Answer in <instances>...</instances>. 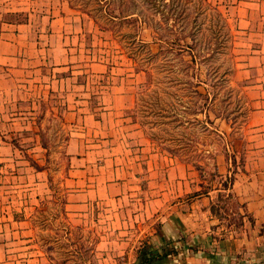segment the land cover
<instances>
[{"label":"rangeland","instance_id":"374dc122","mask_svg":"<svg viewBox=\"0 0 264 264\" xmlns=\"http://www.w3.org/2000/svg\"><path fill=\"white\" fill-rule=\"evenodd\" d=\"M19 1L24 11L9 18H32V37L44 34L38 45L51 47L57 64L0 98L7 142L0 139V264L5 254L15 264H135L141 255H211L225 244L239 256L248 251L264 225L249 218L233 188L228 196L231 173H241L257 149L249 142L252 84L238 69L249 41L232 26L227 6L243 0H103L133 13V23L104 12L92 17L68 0ZM49 16L58 19L50 39L38 31ZM185 34L195 35L193 53L201 54L192 66V54L180 53ZM192 108L203 113L190 115ZM163 110L202 121L209 114L221 137L206 136L197 121L179 125ZM173 136L199 141L215 160L174 154ZM128 156L133 181L119 194L116 167ZM215 163L222 175H213ZM194 209L187 231L180 216ZM175 216L182 226L170 239L161 222Z\"/></svg>","mask_w":264,"mask_h":264},{"label":"crops","instance_id":"0c3cea01","mask_svg":"<svg viewBox=\"0 0 264 264\" xmlns=\"http://www.w3.org/2000/svg\"><path fill=\"white\" fill-rule=\"evenodd\" d=\"M22 3L24 2L19 0H0V98L10 92L11 87L13 92H20L19 87L23 81H26L27 75L32 76L35 73L45 76L46 73L56 69L52 66L54 64L56 66L57 63H53L50 59L52 48L42 46V42L38 45L37 39L44 34L32 37V30H35L32 28V18L25 21L9 18L12 13L18 14L24 11L23 7L19 6ZM227 6L231 12L230 15H232L230 17L232 26L249 41V50H247V54L240 56L241 63L238 69L243 77L248 79V83L252 84L253 106L250 110L248 126L250 132L254 133L250 136L249 142L257 148L256 150L251 148L252 151L246 155L245 167L236 176L233 191L244 204V209L252 215L256 224L262 226L264 225V153L258 147L264 146V83H261L264 81V0H243L237 5ZM57 22V18L49 16L47 25L43 26L41 30L38 28V31L46 32L50 39L56 36ZM33 40H37V45H33ZM64 63H68V61L61 63L60 66L65 67ZM122 99H124V95L120 96L121 101ZM0 139L7 143L2 136ZM128 158L127 160L123 159L119 163L120 166L116 167L119 176L114 188L119 189L117 192L119 194L127 192V184L133 181V162L129 156ZM110 188H106V190L109 191ZM190 191L191 189L185 190V192ZM204 198L206 197L202 198L203 201ZM200 200L201 198L197 201ZM195 214L198 215L196 209L183 217L180 216L181 221H184L183 228L187 227L188 229L189 225H192V219H196ZM174 218L176 222L173 221ZM13 219L15 218H10V220ZM169 221L175 224V232H180L179 226H182L180 219L175 216ZM16 222L25 223L27 225L25 227H29L27 219L16 220ZM193 236L194 234L191 233V237ZM252 241L253 246L249 247L248 251H244L241 256L238 255L239 250L236 249V251L235 246L230 249L229 244H225L220 252L211 255L208 253L191 254L184 259L173 257L176 260L174 264H264V231L260 232L259 229V233ZM5 256L9 258L6 259V264H15L14 261H11V255L5 254Z\"/></svg>","mask_w":264,"mask_h":264},{"label":"trees","instance_id":"16d2710c","mask_svg":"<svg viewBox=\"0 0 264 264\" xmlns=\"http://www.w3.org/2000/svg\"><path fill=\"white\" fill-rule=\"evenodd\" d=\"M68 1H70V3L73 4L74 8L77 7V9H81L84 13L91 14L92 17H96V14L102 15V13L104 12V13H107V15H109V17L112 18L114 21L121 20L120 22H128V23H133V21H134L133 18H132L133 17V13H126L124 8L122 6H120V5L116 6L115 2H113V4H112L110 2L105 3L103 0H91V1H96V2L99 3L98 8H96V11H94V10H91V9L87 8L84 5H81V6L75 5L74 4V0H68ZM116 10H118L119 13L114 15ZM114 23H116V22H114ZM102 27H103V30L104 29H108L106 27V25H102ZM188 37H191V42H187L186 41V39ZM179 40L180 41H184V43L182 45L183 47H182V50L180 51V53L186 51V52H189L190 54H192V58H191L190 62H188V63L191 66L194 65V62L196 61V58L198 57V55L201 56V54L193 53V49L196 47L195 35L194 34H185V35L180 36ZM141 43H144L146 46H148L147 42H141ZM171 49H173V48H171ZM148 50L150 51L151 49H148ZM209 52H210V55L206 56V57L211 58L213 56V53L215 52V50L211 49V51H209ZM186 61H188V60H186ZM197 95L202 97V98H205L207 100L210 99L209 94H207V93L197 92ZM192 109L193 110H191L192 112L190 113V115L197 116V115L203 113V109L202 108L201 109L192 108ZM161 115L164 116V117L171 118L173 121H177L179 123V125H185L186 128H188L187 125H189V124L190 125H195L196 124L195 122L197 121V123L201 124L202 133H204L206 136L217 134V136L221 137V135L218 134L217 129L212 127V126H210L208 124V122L214 123L213 119H211L209 114L205 115L206 121H204V120L203 121L202 120H196V119L192 120V118H189L187 116H184L182 118L180 114L175 113L174 111H168V110H163ZM169 140H176L178 142L177 144H175V146L172 143L169 144V150H171V152H173L176 155H180L181 154V156H183V155L186 156L187 158H184V159L190 160L191 158H194V157H202V158H205L206 160H210V159L211 160H215V158H216V152H214L210 148H205L206 147L205 145H203L204 147H200L199 146V144H200L199 141H193V140H190L189 138H186V137H182V138L174 137V138H170ZM233 162L236 163V160L234 159ZM235 174H236V172L235 173H231V177H230L231 178L230 179L231 180L230 181V191L231 192H229L228 196H232L233 195V192H232L231 189L233 188V185H234V182H235V179H236V175ZM213 175L214 176L222 175L219 172V169H218L216 163L214 164ZM211 211H212V213L216 212V207L214 206V204L211 206ZM249 218L252 219V215H249ZM170 254L171 253L169 252V253H166V254H164L162 256H167V255H170ZM154 257H156V256H154ZM154 257H152V258H154Z\"/></svg>","mask_w":264,"mask_h":264},{"label":"clouds","instance_id":"9594fccd","mask_svg":"<svg viewBox=\"0 0 264 264\" xmlns=\"http://www.w3.org/2000/svg\"><path fill=\"white\" fill-rule=\"evenodd\" d=\"M162 230L165 234L166 237L170 238V239H175L176 238V232H175V224L173 222L170 221H162ZM152 243L154 245H158L159 244V238L155 237L152 240Z\"/></svg>","mask_w":264,"mask_h":264},{"label":"water","instance_id":"95a60500","mask_svg":"<svg viewBox=\"0 0 264 264\" xmlns=\"http://www.w3.org/2000/svg\"><path fill=\"white\" fill-rule=\"evenodd\" d=\"M146 257L144 255L139 256L135 264H143ZM176 260L171 255L154 257L151 262L147 264H174Z\"/></svg>","mask_w":264,"mask_h":264},{"label":"flooded vegetation","instance_id":"af4514ba","mask_svg":"<svg viewBox=\"0 0 264 264\" xmlns=\"http://www.w3.org/2000/svg\"><path fill=\"white\" fill-rule=\"evenodd\" d=\"M152 259H153V258H151V259H150V258H146V259L144 260L143 264H147V263L151 262Z\"/></svg>","mask_w":264,"mask_h":264}]
</instances>
